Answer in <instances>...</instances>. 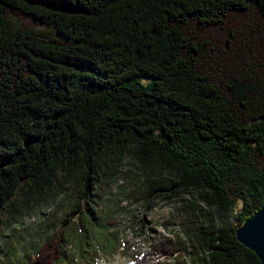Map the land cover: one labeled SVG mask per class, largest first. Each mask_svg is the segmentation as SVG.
<instances>
[{
  "label": "trees",
  "instance_id": "trees-1",
  "mask_svg": "<svg viewBox=\"0 0 264 264\" xmlns=\"http://www.w3.org/2000/svg\"><path fill=\"white\" fill-rule=\"evenodd\" d=\"M125 157L129 199L195 193L159 258L262 264L235 234L264 202V0H0V232L68 204L24 264L117 225Z\"/></svg>",
  "mask_w": 264,
  "mask_h": 264
},
{
  "label": "rangeland",
  "instance_id": "rangeland-1",
  "mask_svg": "<svg viewBox=\"0 0 264 264\" xmlns=\"http://www.w3.org/2000/svg\"><path fill=\"white\" fill-rule=\"evenodd\" d=\"M139 167L140 165L132 158L125 157L120 178L106 189L107 193L99 209L105 216L109 218L113 216L117 225L113 227L111 224L105 229L93 228V235L88 242L91 246L83 243V246H80L79 234L72 233L73 244L66 247L64 264H130L139 256H143L147 264L172 262L163 257L159 258L154 246L167 238L175 244L177 241L174 237L186 241L179 212L184 206L190 207L185 202L193 201L195 193L185 192L181 199L175 200L153 195L152 203L149 204L144 200L137 202L129 199L128 176L127 178L125 176L130 174L135 177L141 174L137 169ZM67 207L68 204L65 202L60 203L55 207L56 213L51 209H43L37 215L32 214L18 220L13 227H4L0 232V264H24L29 256L35 260L34 251L50 234L42 231L45 222L56 215H61ZM204 222L202 220L201 224ZM4 251L11 256H7ZM189 253H192L191 250L185 254L188 264Z\"/></svg>",
  "mask_w": 264,
  "mask_h": 264
},
{
  "label": "water",
  "instance_id": "water-1",
  "mask_svg": "<svg viewBox=\"0 0 264 264\" xmlns=\"http://www.w3.org/2000/svg\"><path fill=\"white\" fill-rule=\"evenodd\" d=\"M235 235L238 242L254 252L264 264V202L261 208L237 229Z\"/></svg>",
  "mask_w": 264,
  "mask_h": 264
},
{
  "label": "bare ground",
  "instance_id": "bare-ground-1",
  "mask_svg": "<svg viewBox=\"0 0 264 264\" xmlns=\"http://www.w3.org/2000/svg\"><path fill=\"white\" fill-rule=\"evenodd\" d=\"M118 264H122V263H118Z\"/></svg>",
  "mask_w": 264,
  "mask_h": 264
}]
</instances>
